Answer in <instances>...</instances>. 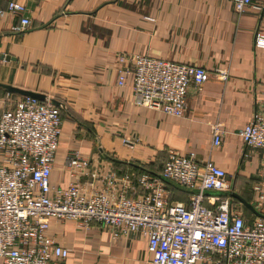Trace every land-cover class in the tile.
<instances>
[{"label": "crops", "instance_id": "0c3cea01", "mask_svg": "<svg viewBox=\"0 0 264 264\" xmlns=\"http://www.w3.org/2000/svg\"><path fill=\"white\" fill-rule=\"evenodd\" d=\"M10 1L26 5L31 28L15 33L20 18L1 15L0 84L60 103L54 187L72 181L69 162L76 154L91 163L75 172L80 184L92 182L87 173L113 172L132 179L141 195L137 180L159 175L173 150L224 169L233 192L264 215L255 190L264 189V150L239 136L264 100V50L254 45L256 34L264 33V11L238 14L231 0H0V6L6 9ZM120 53L225 69L229 80L211 76L201 90L191 86L185 116L174 118L137 106L131 77L126 87L118 86L114 60ZM20 97L0 88V117ZM215 126L223 131L219 147L213 146ZM170 188L178 194L173 201L188 202L186 191ZM50 223V235L70 250L57 264H153L141 236L115 240L95 223Z\"/></svg>", "mask_w": 264, "mask_h": 264}, {"label": "built area", "instance_id": "2783aa9c", "mask_svg": "<svg viewBox=\"0 0 264 264\" xmlns=\"http://www.w3.org/2000/svg\"><path fill=\"white\" fill-rule=\"evenodd\" d=\"M235 12L264 11L258 0H231ZM5 12L20 18L12 31L31 28L25 4L10 1ZM150 22L153 18H147ZM255 48L264 50V33L255 36ZM114 67L118 86L132 78L137 106L183 118L191 86L201 90L214 76L229 80L225 69L204 67L120 53ZM62 134L61 110L51 101L20 97L0 117V261L2 264H57L70 250L50 235L51 219L92 223L107 229L115 240L141 236L153 264H264V219H248L245 208L231 196L224 169L195 154L171 150L159 175L132 179L88 174L87 187L76 180L90 161L74 155L69 162L72 181L65 188L52 185L53 167ZM244 144L264 150V100L252 121L239 132ZM220 126L213 130V146L222 144ZM264 184V180H263ZM167 186L188 193V202L173 201ZM255 190L264 201V189ZM212 193L213 195H208ZM258 210V209H257Z\"/></svg>", "mask_w": 264, "mask_h": 264}, {"label": "water", "instance_id": "95a60500", "mask_svg": "<svg viewBox=\"0 0 264 264\" xmlns=\"http://www.w3.org/2000/svg\"><path fill=\"white\" fill-rule=\"evenodd\" d=\"M0 88L6 90L8 93L10 94H15L21 97H31V98H35L38 100L43 101L45 99V96L42 94H38L35 92H31V91H27V90H23L14 86H8V85H2L0 84ZM53 104L56 106H59L60 103L53 101ZM231 196L238 200L247 210H249L252 214H254L256 217L264 219V215L260 214L251 204H249L245 199H243L241 196H239L236 193H232Z\"/></svg>", "mask_w": 264, "mask_h": 264}, {"label": "rangeland", "instance_id": "374dc122", "mask_svg": "<svg viewBox=\"0 0 264 264\" xmlns=\"http://www.w3.org/2000/svg\"><path fill=\"white\" fill-rule=\"evenodd\" d=\"M167 189L169 191H171V192L173 191L172 188H170V186H167ZM177 196H178V194L177 195H174L173 192H172V198H178Z\"/></svg>", "mask_w": 264, "mask_h": 264}]
</instances>
